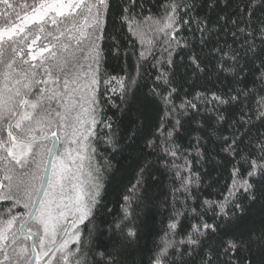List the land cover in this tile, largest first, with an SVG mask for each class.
I'll return each instance as SVG.
<instances>
[{"label":"snow or ice","instance_id":"snow-or-ice-1","mask_svg":"<svg viewBox=\"0 0 264 264\" xmlns=\"http://www.w3.org/2000/svg\"><path fill=\"white\" fill-rule=\"evenodd\" d=\"M0 6V264H264V0Z\"/></svg>","mask_w":264,"mask_h":264},{"label":"trees","instance_id":"trees-1","mask_svg":"<svg viewBox=\"0 0 264 264\" xmlns=\"http://www.w3.org/2000/svg\"><path fill=\"white\" fill-rule=\"evenodd\" d=\"M3 8L0 6V11ZM111 27V21L109 22V28ZM107 70H111L110 66H106ZM119 103L118 99L116 101ZM107 107V106H106ZM106 114H111V110L106 111ZM49 143H51L49 141ZM128 153H124L126 156ZM107 155V153H104ZM47 158V157H46ZM117 161H121L120 171L115 175L107 174V179L105 181V189L102 196V202L99 207L95 210V223L97 226L101 228L107 227L108 223H111L113 216L118 213V201L121 192L123 191V186L127 183L129 179V169L127 167L128 161L123 160L121 156H116L113 159V164H116ZM38 186V185H37ZM35 194L33 193V198ZM6 204H0V208H6ZM109 209H111V213H109ZM30 209L19 208L18 211L27 213ZM87 223V222H85ZM81 228L84 230V235H87V229L81 225Z\"/></svg>","mask_w":264,"mask_h":264},{"label":"water","instance_id":"water-1","mask_svg":"<svg viewBox=\"0 0 264 264\" xmlns=\"http://www.w3.org/2000/svg\"><path fill=\"white\" fill-rule=\"evenodd\" d=\"M51 142V140H49ZM47 161L49 162V169L47 171H44L45 178L49 177L51 175V166L55 164V159L51 156L47 157ZM43 191V189H41ZM36 199L39 200L40 197L36 196ZM34 210V209H32Z\"/></svg>","mask_w":264,"mask_h":264},{"label":"rangeland","instance_id":"rangeland-1","mask_svg":"<svg viewBox=\"0 0 264 264\" xmlns=\"http://www.w3.org/2000/svg\"><path fill=\"white\" fill-rule=\"evenodd\" d=\"M46 160H47V158H46ZM55 163H56V161H55ZM36 198V196H34V199ZM30 208H31V206H30Z\"/></svg>","mask_w":264,"mask_h":264},{"label":"flooded vegetation","instance_id":"flooded-vegetation-1","mask_svg":"<svg viewBox=\"0 0 264 264\" xmlns=\"http://www.w3.org/2000/svg\"><path fill=\"white\" fill-rule=\"evenodd\" d=\"M36 199V198H35Z\"/></svg>","mask_w":264,"mask_h":264}]
</instances>
